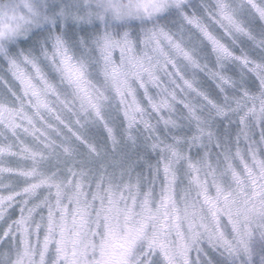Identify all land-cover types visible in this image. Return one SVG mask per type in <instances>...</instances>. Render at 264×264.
<instances>
[{"label":"snow or ice","instance_id":"snow-or-ice-1","mask_svg":"<svg viewBox=\"0 0 264 264\" xmlns=\"http://www.w3.org/2000/svg\"><path fill=\"white\" fill-rule=\"evenodd\" d=\"M0 264H264V0H0Z\"/></svg>","mask_w":264,"mask_h":264},{"label":"rangeland","instance_id":"rangeland-1","mask_svg":"<svg viewBox=\"0 0 264 264\" xmlns=\"http://www.w3.org/2000/svg\"><path fill=\"white\" fill-rule=\"evenodd\" d=\"M117 55H118V53H117Z\"/></svg>","mask_w":264,"mask_h":264}]
</instances>
